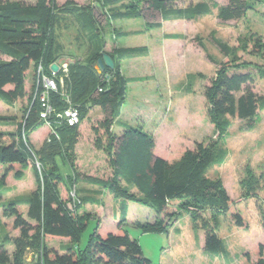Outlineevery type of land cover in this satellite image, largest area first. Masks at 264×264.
<instances>
[{
	"label": "trees",
	"instance_id": "trees-1",
	"mask_svg": "<svg viewBox=\"0 0 264 264\" xmlns=\"http://www.w3.org/2000/svg\"><path fill=\"white\" fill-rule=\"evenodd\" d=\"M168 2L93 0L88 4H78L74 0H65L57 4L55 0H35L33 3L0 0V55L7 57L0 58V100L13 103L27 96V104L21 119L15 122V130L0 131V208L2 216L10 221L7 227L0 218V264H150L138 240L130 236L126 228L128 223L124 203L120 207L121 218L116 231L99 234L94 228L83 248L68 246L61 253L46 245V238L53 236L68 238L72 243L78 242L88 217L78 216L77 209L84 203L99 201L94 197H79L76 194L78 202L69 207L70 199L60 198L58 183L71 175L67 174L66 178L62 176L54 161L58 156L72 161L71 155L79 134L77 125L69 126L63 121L52 120L51 128L56 135L51 133L49 127L48 135L40 147H34L29 134L44 123L38 115L40 105L33 84L27 92L24 76L30 65L35 68L39 63L49 73V65L63 57L64 45L59 39L58 28L70 16L77 24V41L82 40L86 44V52L84 57L69 58L66 74L59 71L57 75L62 77V88L68 94L72 106L77 109L80 120L90 108L98 106L106 112L108 127L110 121L120 113L127 83L144 79L141 76H125L120 70L119 61L144 56L148 50L145 45H133L114 46L111 51H106L105 34L110 21L138 17L144 8L159 11L162 20L196 18L215 8L216 17L226 21L239 19L250 7L247 0H227L224 4L202 0L183 6H172ZM95 3L99 4V9ZM160 24L146 22L145 26L156 27ZM167 36L179 38L181 34ZM214 42L222 54H230L231 49L226 43L217 38ZM245 46L249 52L264 57V39L255 38L249 47ZM103 53L110 56L114 65L99 72L94 66ZM206 55L217 64L215 77L207 90L208 114L215 129L220 135L225 134L230 119L246 121L251 127L262 101L251 87L252 73L245 70V63L232 61L227 64ZM258 72L259 76L264 77V69ZM7 85L12 87L6 90L4 87ZM49 99L56 111L67 106L61 87L56 92L52 91ZM12 119L15 118L0 115V122ZM122 126L125 148L130 142L135 146L141 136L146 137L135 125L123 123ZM226 156L225 148L219 146L217 141L209 140L208 143L199 142L194 148L186 149L172 162L148 153L146 158L140 160L139 169L137 167L135 171L125 172L116 166L109 180L96 177L88 179L96 181L123 200H132L153 209L156 212L154 221L135 225L143 233L165 231L169 223L157 216L165 213L168 201L178 199L182 202L181 207L192 209L191 217L203 230L204 250L226 257L229 263L225 242L218 236L216 228L217 217L229 211L231 199L222 180L207 175L208 168L222 164ZM36 162L38 165H35ZM30 163L35 168L34 189L26 195L1 201L6 178L11 175L20 180ZM119 179L124 181L125 186L119 184ZM245 182L244 196L254 195L250 190L253 181L249 179ZM133 186L139 189L136 194L129 192ZM206 212L210 213V219L204 217ZM231 219L239 227L247 226L240 213H231ZM8 228L16 229L18 233L11 235ZM8 245H12L11 250L7 248ZM31 251L34 256L27 261L26 254ZM255 252V261L251 260V254L247 251H243L242 256L236 253V259L242 260V264H264V243L258 244Z\"/></svg>",
	"mask_w": 264,
	"mask_h": 264
},
{
	"label": "rangeland",
	"instance_id": "rangeland-1",
	"mask_svg": "<svg viewBox=\"0 0 264 264\" xmlns=\"http://www.w3.org/2000/svg\"><path fill=\"white\" fill-rule=\"evenodd\" d=\"M55 1L61 4L65 0ZM74 1L78 4H88L93 0ZM198 1L202 0H169L168 4L183 6ZM212 1L217 4L227 2ZM247 1L250 7L243 16L235 20H220L216 17L215 8L212 12L196 18L162 20L159 11L144 8L138 17L108 23L104 47L106 51H111L114 46L133 45H145L148 49L145 56L119 61L120 70L124 75L144 77L142 81L128 82L119 118L135 125L146 137L141 136L135 146L130 142L125 148L123 133L120 134L117 127H114V131L112 129L116 117L107 127L106 112L101 108L92 110L86 121L80 120L79 124L83 123L84 126L74 144L72 161L59 156L54 161L62 176L66 178L67 174L71 175L64 182L58 183L59 194L62 199H70V207L74 204L71 203L69 191L73 190L77 194L78 187L100 188L98 185L78 180L79 175L92 173L103 180H109L116 166L125 172L133 169L135 171L137 167L139 169L138 163L146 158L148 153L160 155L172 162L186 149L194 148L199 142L217 141L219 146L226 149V160L222 164L209 167L207 175L222 180L231 204L227 213L217 217L216 231L226 243L230 257L235 253L242 256V252L247 251L251 254V260H256L257 245L264 243V77L259 76L258 72L264 69V57L249 52L245 45L249 47L255 38L264 39V0ZM101 21L103 23V19ZM146 22L161 24L156 27L145 26ZM76 25L70 16L59 25V39L64 45V61L85 56L86 44L82 40L77 41ZM173 33L181 34V37L167 36ZM215 38L227 44L231 49L230 54H222L214 42ZM206 54L218 62L245 63V70L252 73L251 87L262 101L258 105L251 127L246 121L230 119L225 134L220 135L215 129L208 114L207 90L215 77L217 64L210 61ZM0 58L7 57L0 55ZM32 72L34 71L31 65L25 74L26 85L31 82L29 77ZM28 85L27 90L30 88ZM26 104L27 99L26 102L20 100L15 107L0 103V114H9L20 120ZM7 126V123L0 122V131L4 132ZM41 144L38 143V147ZM31 168V174L19 182L9 180L14 189L9 190L7 196L24 192L31 187V178H36L33 164ZM246 179L253 181L250 190L254 195L244 196L243 183H246ZM118 182L125 186L123 180L119 179ZM138 191L136 186L129 188L130 193L136 194ZM27 192L29 193V190ZM98 197L100 204L83 207L84 211L88 212L85 213L79 208L76 211L78 216H87L88 221L74 247L85 246L89 233L94 230V220L97 223L102 220L100 215L108 218L104 222L105 225L113 220L110 212L113 205L111 198L106 194ZM181 204L180 201L170 202L165 213L157 216L169 223L165 231L143 233L135 227L139 222L134 219L142 221L140 223L152 222L156 219V212L148 206L132 202L133 208L129 216L134 221H127L126 228L131 236L137 238L142 253L150 260V264H208L205 263L206 258L201 253L202 246L198 241L204 236L203 230L191 217L192 209L181 207ZM235 212L240 213L246 221V227L234 224L231 213ZM204 217L210 219V213L206 212ZM0 218L9 227L10 221L2 216L1 209ZM8 230L11 235L18 233L16 229ZM48 239L50 237H47ZM178 242L181 244L175 247L174 244ZM7 248L11 250L10 245ZM26 255L27 261L34 256L32 251ZM262 258L264 259V252ZM209 263L222 264L221 258L215 255L210 256ZM236 264H242V260L237 258Z\"/></svg>",
	"mask_w": 264,
	"mask_h": 264
},
{
	"label": "crops",
	"instance_id": "crops-1",
	"mask_svg": "<svg viewBox=\"0 0 264 264\" xmlns=\"http://www.w3.org/2000/svg\"><path fill=\"white\" fill-rule=\"evenodd\" d=\"M145 56V55H144ZM137 57H141V56H135V57H131V58H127V59H134V58H137ZM3 59H6V58H3ZM58 61L59 62H62V61H64L63 60V57H60L59 59H58ZM57 61V62H58ZM32 67H33V65H32ZM31 68V65H30V67H29V69ZM28 69V70H29ZM33 71H34V68H33ZM27 72V71H26ZM26 74V73H25ZM33 74H34V72H32V76H30L29 78H31V82H29V79H28V82H29V85H28V83H27V85L28 86H30V88L32 87V84H33ZM29 75H31L30 73H29ZM126 76V75H125ZM127 77H136V76H127ZM142 77V76H141ZM144 78V77H143ZM142 80H144V79H142ZM142 80H133V81H142ZM130 82V81H129ZM30 83H31V85H30ZM128 84V83H127ZM27 85H26V82H25V76H24V87H25V90L28 92V90H27ZM12 86L11 85H7V86H5L4 87V89H9V88H11ZM30 88H29V90H30ZM126 89H127V87H126ZM125 97H126V94H125ZM26 99H27V96H24L21 100H23L24 102H26ZM125 101V100H124ZM19 102V101H18ZM0 103H3V104H5V105H8L9 107L10 106H14L15 107V104L17 103V102H13V103H9V102H4V101H2V100H0ZM123 105V104H122ZM97 108H99V110H100V107H98V106H95V107H92V108H90L89 109V111H88V113L86 114V116L83 118L84 120L82 121V119H81V122H84V121H86L87 120V118L88 117H90V112L92 111V110H96ZM121 108H122V106H121ZM121 108H120V113H119V115H121L122 114V111H121ZM15 110V109H14ZM0 115H8V116H12V115H9V114H0ZM119 115L116 117V120L114 121V123H113V125H112V129H113V131L114 130H116L114 127H117V130H119V132H120V134H122L123 133V130H124V128H123V123H126V124H130V125H132V123H128L127 121H123L122 119H120L119 118ZM16 118L13 120H9V121H5L4 123H7V128H5L4 130L5 131H13V130H15V122H16ZM114 124H116V125H114ZM82 126H84V124L83 123H81V124H79L78 125V133H80L81 132V128H82ZM3 130V129H2ZM34 132V133H33ZM33 132H31L30 134H29V138H30V141H31V143L33 144V146L34 147H38V143L39 144H41L42 142H43V140L47 137V135H48V132H49V127L47 126V125H43L42 127H40V128H38L36 131H33ZM79 137V136H78ZM155 156H156V154H155ZM157 156H160V155H157ZM162 157V156H161ZM31 170V171H30ZM31 172H32V168H31V165H29L28 167H27V169L25 170V173H24V175H23V177L20 179V180H22L23 178H25V176H29L30 174H31ZM88 177H96V176H94V174H92V173H86V174H84V175H79L78 176V180H82V181H85V182H89V183H92V184H95V185H98L100 188L98 189L97 187H93V188H89V187H78V190H77V195L79 196V197H83V196H90V197H94V198H96V199H98V201H99V203H90V202H88V203H84V204H82V206L79 208L81 211L83 210V212H88L87 210L86 211H84V209H83V207L84 208H86V205H92V206H95V205H98V204H100V202H101V200L99 199V195H108V197H110L111 198V201H112V203H113V205H111V207H110V212H111V218H113V220H112V222H110L108 225H105L104 224V222H105V220H107L108 218H103V215H100L101 216V221H99L98 223L93 219V218H90V219H93L94 220V222H95V224L93 225V228H96V231H97V233H99V234H103V233H107V232H114L116 229V226H117V222L119 221V219L121 218V205H122V203H124V205H125V207H126V209H125V218H126V221H134V220H136L137 222H142V221H139V220H137V219H134V220H132L131 218H130V213H131V211H132V202H135V201H132V200H123L120 196H117V195H115L113 192H111L110 190H108L107 188H105V187H102L101 185H99L96 181L94 182V181H92V180H89L88 179ZM80 178V179H79ZM96 178H99V177H96ZM11 179H13V182L15 181V182H19L20 180H16V179H14L11 175H9L7 178H6V183H5V185H4V188H5V190H4V193H3V195H2V199H1V201H6V200H8L9 198H12V197H15V196H19V195H26L28 192V190H29V192H31L33 189H34V187H35V178H31V187L30 188H28L26 191H24V192H21V193H13L12 195L13 196H7L6 195V193L9 191V190H11V189H14V187L12 186V183L9 181V180H11ZM99 179H101V178H99ZM33 184V185H32ZM59 191V190H58ZM60 192V191H59ZM59 196H60V198L62 199V197H61V195L59 194ZM6 198V199H5ZM64 200V199H63ZM179 200L178 199H175V200H170V201H168L167 202V205L166 206H168V203H170V202H178ZM137 203V202H136ZM1 209V208H0ZM101 214V213H100ZM161 216L163 215V213L162 214H160ZM177 220V219H176ZM105 225V226H104ZM139 229V228H138ZM16 235V234H15ZM131 236V235H130ZM133 237V236H132ZM135 238V237H134ZM55 239V240H54ZM137 239V238H136ZM198 241H199V243H200V246H202V251H201V253H202V255H204L205 256V258H206V260H205V263H208V264H210L209 263V258H210V256H213V255H215V256H219L220 258H221V263L222 264H231V262H233L234 261V263H232V264H236V253L234 254V256H232V257H230V255H229V252H228V250H227V247H226V250H227V252H228V259H230V262L229 263H227V260H226V257H224V256H222V255H220V254H212V253H209V254H207L206 253V251L204 250V248H203V241H204V236L203 237H201V238H199L198 239ZM45 243H46V245L47 246H50V247H52V248H54V249H56L59 253H61V252H63L64 250H65V248L66 247H68V246H75L74 245V243H72L68 238H64V237H56V236H53V237H50V239H48L47 240V238H46V240H45ZM181 243H176V244H174L175 245V247H177V246H179ZM225 245H226V243H225ZM11 246V249H12V245H10ZM184 246V245H183ZM186 249V248H185ZM179 251V250H178Z\"/></svg>",
	"mask_w": 264,
	"mask_h": 264
},
{
	"label": "built area",
	"instance_id": "built-area-1",
	"mask_svg": "<svg viewBox=\"0 0 264 264\" xmlns=\"http://www.w3.org/2000/svg\"><path fill=\"white\" fill-rule=\"evenodd\" d=\"M58 64L59 68L56 72L51 71L50 68L49 73H46L44 66L39 63L34 68V94L37 95L40 110H39V118L43 121L45 125L50 127V131L52 134L56 135L55 131L51 128V121H63L69 126L77 125L80 122L79 113L77 109L72 106V104L69 101L68 94L64 91L62 88L63 86V80L60 75H57V72L62 71L64 74L67 72V65L68 61H62V62H54ZM58 76V77H57ZM58 82H57V80ZM59 83V86H58ZM59 87H61V94L64 96L67 106L59 111H56L53 107L52 103L49 99V94L53 91L56 92ZM36 165L38 163L36 162ZM71 196V203L74 204L77 200V196L73 190L69 191ZM78 202V201H77ZM70 207V205H69Z\"/></svg>",
	"mask_w": 264,
	"mask_h": 264
},
{
	"label": "water",
	"instance_id": "water-1",
	"mask_svg": "<svg viewBox=\"0 0 264 264\" xmlns=\"http://www.w3.org/2000/svg\"><path fill=\"white\" fill-rule=\"evenodd\" d=\"M95 6L99 9V4L98 3H95ZM113 61L112 59L110 58V56L106 53H103L102 56L100 58H98L96 60V64H95V69L99 72H102L104 70L105 67L107 68H113ZM49 68L51 71H54L56 72L59 68L58 64L56 63H51L49 65Z\"/></svg>",
	"mask_w": 264,
	"mask_h": 264
}]
</instances>
